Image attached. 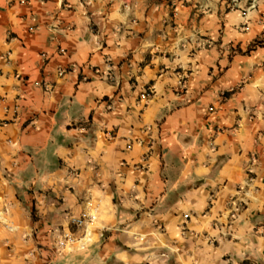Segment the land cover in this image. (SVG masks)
Masks as SVG:
<instances>
[{
  "label": "crops",
  "instance_id": "crops-1",
  "mask_svg": "<svg viewBox=\"0 0 264 264\" xmlns=\"http://www.w3.org/2000/svg\"><path fill=\"white\" fill-rule=\"evenodd\" d=\"M218 8L0 0V264H264V19Z\"/></svg>",
  "mask_w": 264,
  "mask_h": 264
},
{
  "label": "rangeland",
  "instance_id": "rangeland-1",
  "mask_svg": "<svg viewBox=\"0 0 264 264\" xmlns=\"http://www.w3.org/2000/svg\"><path fill=\"white\" fill-rule=\"evenodd\" d=\"M209 1V0H206ZM212 2H217L219 5L218 12L221 13H232L234 15H246L250 19L261 18L264 19V0H211ZM83 230V229H76ZM88 236L89 233H85L83 239ZM62 241H59L61 245L62 242H68L64 235ZM80 241H82L80 239ZM69 243V242H68ZM71 244V243H70ZM60 245V246H61Z\"/></svg>",
  "mask_w": 264,
  "mask_h": 264
},
{
  "label": "built area",
  "instance_id": "built-area-1",
  "mask_svg": "<svg viewBox=\"0 0 264 264\" xmlns=\"http://www.w3.org/2000/svg\"><path fill=\"white\" fill-rule=\"evenodd\" d=\"M85 219H79V220H73V224L75 226H78V227H82L84 224H85ZM65 239L69 242V243H74L75 242V239L71 236V235H66L65 236Z\"/></svg>",
  "mask_w": 264,
  "mask_h": 264
}]
</instances>
